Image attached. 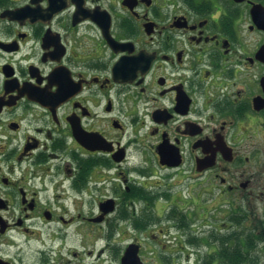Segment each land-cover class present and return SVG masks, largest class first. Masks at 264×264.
I'll use <instances>...</instances> for the list:
<instances>
[{
    "label": "flooded vegetation",
    "instance_id": "1",
    "mask_svg": "<svg viewBox=\"0 0 264 264\" xmlns=\"http://www.w3.org/2000/svg\"><path fill=\"white\" fill-rule=\"evenodd\" d=\"M171 228H264V0H0V264Z\"/></svg>",
    "mask_w": 264,
    "mask_h": 264
},
{
    "label": "trees",
    "instance_id": "2",
    "mask_svg": "<svg viewBox=\"0 0 264 264\" xmlns=\"http://www.w3.org/2000/svg\"><path fill=\"white\" fill-rule=\"evenodd\" d=\"M246 230V229H245ZM218 243V251L201 264H259L264 253V228H253L232 237L210 236L207 244Z\"/></svg>",
    "mask_w": 264,
    "mask_h": 264
},
{
    "label": "rangeland",
    "instance_id": "3",
    "mask_svg": "<svg viewBox=\"0 0 264 264\" xmlns=\"http://www.w3.org/2000/svg\"><path fill=\"white\" fill-rule=\"evenodd\" d=\"M216 216L218 219H223V217H221L220 213H217L216 211H215V214L213 212L210 215V219H212ZM194 229L197 230V232H196L197 235L201 236V244L200 245L202 247L200 246V248H199L201 250V252H206V250L213 251V249H212L213 247H209V245L207 244V238L209 237V235L217 233L216 231H214L215 228H194ZM250 229H253V228H235L234 230L237 231L238 233H243V232L248 231ZM211 231H212V233H211ZM172 234L174 237L180 236V234L175 232L174 229L172 230ZM224 234H225V232H224ZM174 237L171 238L172 244H173V242H175ZM172 246H175V245H172ZM171 249L175 250V249H173V247ZM195 250H196V248H190L189 251H185L184 253L173 254L172 255L173 256V262H174L173 264H198L199 259H197V255L195 253L196 252ZM157 252L159 254L163 253V251L158 249V248H157ZM150 253H151V249H147L144 252V259H145L147 264H154L150 259H148V256H150ZM187 253H189L190 255H187ZM260 256H261V261L259 262V264H264V253L261 252Z\"/></svg>",
    "mask_w": 264,
    "mask_h": 264
},
{
    "label": "water",
    "instance_id": "4",
    "mask_svg": "<svg viewBox=\"0 0 264 264\" xmlns=\"http://www.w3.org/2000/svg\"><path fill=\"white\" fill-rule=\"evenodd\" d=\"M139 247L132 245L128 248L125 256L123 257V264H143L138 255Z\"/></svg>",
    "mask_w": 264,
    "mask_h": 264
}]
</instances>
